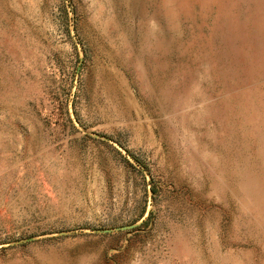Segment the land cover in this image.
<instances>
[{"label": "rangeland", "instance_id": "obj_1", "mask_svg": "<svg viewBox=\"0 0 264 264\" xmlns=\"http://www.w3.org/2000/svg\"><path fill=\"white\" fill-rule=\"evenodd\" d=\"M0 264H264V0H0Z\"/></svg>", "mask_w": 264, "mask_h": 264}, {"label": "trees", "instance_id": "obj_2", "mask_svg": "<svg viewBox=\"0 0 264 264\" xmlns=\"http://www.w3.org/2000/svg\"><path fill=\"white\" fill-rule=\"evenodd\" d=\"M152 190H154V189L152 188Z\"/></svg>", "mask_w": 264, "mask_h": 264}]
</instances>
